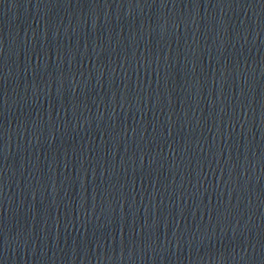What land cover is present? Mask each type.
Here are the masks:
<instances>
[{
  "label": "water",
  "instance_id": "water-1",
  "mask_svg": "<svg viewBox=\"0 0 264 264\" xmlns=\"http://www.w3.org/2000/svg\"><path fill=\"white\" fill-rule=\"evenodd\" d=\"M0 264H264V0H0Z\"/></svg>",
  "mask_w": 264,
  "mask_h": 264
}]
</instances>
